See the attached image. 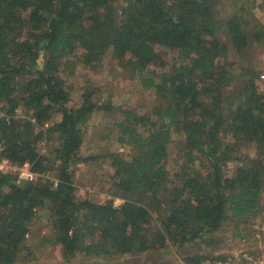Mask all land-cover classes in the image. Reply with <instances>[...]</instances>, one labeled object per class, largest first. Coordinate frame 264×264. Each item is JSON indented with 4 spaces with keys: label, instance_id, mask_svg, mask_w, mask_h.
<instances>
[{
    "label": "trees",
    "instance_id": "obj_1",
    "mask_svg": "<svg viewBox=\"0 0 264 264\" xmlns=\"http://www.w3.org/2000/svg\"><path fill=\"white\" fill-rule=\"evenodd\" d=\"M255 1L0 0L1 107L10 118L22 108L35 119L0 121V136L6 157L15 165L29 162L39 175L18 184L0 174V264L23 259L40 209L51 225L42 240L58 246L67 264L78 256L90 260L85 264H113L102 258L135 255L146 256L140 264H170L163 258L169 243L213 244L227 226L239 239L259 223L264 96L257 69L228 58L264 47V26L250 10ZM165 52L174 60L161 73ZM107 55L142 89L154 91L149 112L99 104L93 90L79 106L68 105L66 78L78 66L96 72ZM98 112L119 114L116 142L128 152L103 156L113 169L105 203L78 200L73 178L78 164L97 159L80 152L82 128ZM173 135L182 148L170 173ZM237 143L252 144L255 156L229 176L222 169ZM49 172L56 185L44 178ZM114 199L121 204L114 206ZM222 258L188 253L183 261Z\"/></svg>",
    "mask_w": 264,
    "mask_h": 264
},
{
    "label": "rangeland",
    "instance_id": "obj_2",
    "mask_svg": "<svg viewBox=\"0 0 264 264\" xmlns=\"http://www.w3.org/2000/svg\"><path fill=\"white\" fill-rule=\"evenodd\" d=\"M255 1V0H253ZM229 2V1H225ZM228 3L226 6H229ZM250 10L254 15V21L264 26V0H256L251 5ZM253 25V24H252ZM250 27H253V26ZM229 59L243 61L248 66H252L258 71V90L264 96V47L253 50L249 55L244 57H234L229 54ZM166 67L159 72L167 73L169 66L174 60V56L170 53H164ZM161 75V74H160ZM66 86L70 90L69 106L77 107L82 101V95L87 90H93V101L99 104H111L114 108L121 110H132L137 113H147L156 104L154 91L142 89L137 82L133 81L127 74L119 70L116 62L107 55L104 58L101 67L96 71H86L83 67L78 66L73 75L66 78ZM235 88V87H232ZM229 92V91H228ZM59 116H55L54 120H58ZM118 113L106 115L98 112L94 113L87 126L82 128L83 146L80 152L81 158L90 156L97 157L96 160L87 163L78 164L73 170L74 186L76 189L75 196L78 200L93 199L100 203L110 200L109 186L111 185V177L113 169L109 160L103 157L106 153H119L123 157H127V150L116 142V134L113 128L114 123L120 120ZM110 131V135L106 139L100 140V136H104ZM181 138L173 135L172 143L169 145V155L166 162V169L173 173L177 167V154L180 146ZM41 152L47 151L46 144L40 145ZM230 161L223 165V172L226 175H232L237 165L243 164L245 160L253 159L255 150L252 144L237 143L232 146L229 153ZM197 170L200 166L197 164ZM114 206H119L121 200L114 199ZM37 218L30 226V233L26 240V249L28 252L24 254L23 259L17 264H67L61 255L60 248L53 246L48 242H44V236H50L51 225L49 216L45 209H40L36 214ZM264 223V218L259 220ZM218 234V241L213 244L200 242L195 245H187L185 247H175L173 244L168 245L166 250L169 253L163 258L170 264H184L183 258L186 254H203L210 257L225 256L228 253L237 252L243 249L258 247L253 241V229L247 228L241 238H237L231 226ZM253 242V243H252ZM264 251V240L260 244ZM146 259L144 255H135L131 257H106L102 258L103 262L113 264H140ZM90 260L77 258L68 262V264H85ZM207 263V262H206Z\"/></svg>",
    "mask_w": 264,
    "mask_h": 264
},
{
    "label": "built area",
    "instance_id": "obj_3",
    "mask_svg": "<svg viewBox=\"0 0 264 264\" xmlns=\"http://www.w3.org/2000/svg\"><path fill=\"white\" fill-rule=\"evenodd\" d=\"M27 119L31 123H35V119L32 117L31 113H27L22 108L15 110L14 115L10 118L2 110L0 103V121H9L10 119ZM0 174L11 175L16 178V182L19 183H34L38 180L39 175L34 172L32 164L25 162L21 165L13 164L5 155V146L1 140L0 136ZM55 173L49 172L44 178L52 181L56 185V180L54 178ZM264 218V210L261 219ZM253 241L258 245L254 248L243 249L237 252L228 253L223 256L222 260H216L212 263L207 262L205 264H264V251L260 244L264 240V223H257L253 229ZM253 243V242H252Z\"/></svg>",
    "mask_w": 264,
    "mask_h": 264
},
{
    "label": "clouds",
    "instance_id": "obj_4",
    "mask_svg": "<svg viewBox=\"0 0 264 264\" xmlns=\"http://www.w3.org/2000/svg\"><path fill=\"white\" fill-rule=\"evenodd\" d=\"M0 167H2V166H0Z\"/></svg>",
    "mask_w": 264,
    "mask_h": 264
}]
</instances>
